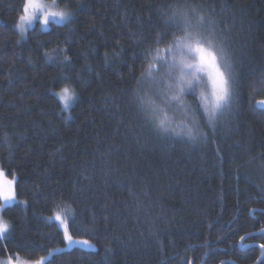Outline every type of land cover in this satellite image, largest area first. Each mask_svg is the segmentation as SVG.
Here are the masks:
<instances>
[{
	"label": "trees",
	"instance_id": "1",
	"mask_svg": "<svg viewBox=\"0 0 264 264\" xmlns=\"http://www.w3.org/2000/svg\"><path fill=\"white\" fill-rule=\"evenodd\" d=\"M20 2L0 0V166L18 175V199L27 201L1 213L13 243L28 245L21 259L46 256L32 251L43 246L64 249L48 255L51 264H202L200 256L203 264L256 263L261 250L252 245L264 234L247 236L264 227V107L255 106L264 89L247 84L264 72V0H207L247 80L232 123L199 146L150 139L122 123L124 104L115 107L139 75L163 0H69L71 24L35 26L23 37L14 27ZM60 48L71 64L60 66ZM51 49L57 59L48 61ZM66 83L77 92L67 111L55 95ZM53 200L72 206L74 239L91 247L53 238L56 222L44 219ZM145 216L155 236L137 224ZM230 223L236 231L217 240ZM239 235L249 247L229 248ZM205 237L225 251L204 255Z\"/></svg>",
	"mask_w": 264,
	"mask_h": 264
},
{
	"label": "snow or ice",
	"instance_id": "2",
	"mask_svg": "<svg viewBox=\"0 0 264 264\" xmlns=\"http://www.w3.org/2000/svg\"><path fill=\"white\" fill-rule=\"evenodd\" d=\"M156 14L158 25L152 34L154 39L144 50L139 75L132 73L134 85L124 92L125 99L115 103L117 109L121 104L128 109V120L122 123L138 124L141 129L150 133V139L164 144L183 143L199 146L215 143L213 138L218 131L232 123L242 102L247 80L239 71L240 62L230 48L227 34L219 26L215 7H210L207 0H163L156 6ZM16 15L14 27L23 37L37 19L45 26L50 22L71 24L74 10L69 7V0H21ZM19 42L17 40V43ZM117 45L119 46V42ZM56 51L57 49H51L45 51L43 55L46 60L53 61L57 59L54 55ZM59 52L63 57L59 62L61 67L66 63H72L65 49L60 48ZM247 86L254 91L257 88L264 89V72ZM55 95L63 110L67 111L77 92L71 83H66L55 92ZM189 96L192 98L191 103L186 99ZM255 106L264 107V100L258 101ZM165 109L172 112L179 110L184 118L173 121ZM3 140L8 142L7 134ZM18 186V175L0 166V213L12 205H27L26 200L18 199ZM3 217L0 215V253H4L5 258L0 259V264H28L19 255L20 251L28 250V245L13 243V224ZM44 219L56 222L54 227L57 231L53 238L61 235L66 247L72 248L77 245L91 247L88 240L74 239L75 217L71 205L56 203L53 200L51 215L45 216ZM137 224L149 227L152 220L147 216L143 220L137 218ZM235 231L230 223L227 232L217 236V240L223 241L227 238L228 232ZM259 232L264 234V227L260 228ZM149 234L155 236L156 232L151 231L149 227ZM245 239V235H239L238 240L229 248L235 247V244H239L240 248L249 247L240 243ZM204 246V255L225 251L209 247L207 237ZM190 247L194 248L195 245ZM258 247L264 252V242ZM11 249L16 251L13 252ZM45 250L49 255L64 251L63 248L45 249L43 246L32 249ZM199 259L203 264L204 256H200ZM30 264L51 262L47 256L40 255ZM182 264H194V260L182 257ZM218 264H224V261L220 260Z\"/></svg>",
	"mask_w": 264,
	"mask_h": 264
},
{
	"label": "rangeland",
	"instance_id": "3",
	"mask_svg": "<svg viewBox=\"0 0 264 264\" xmlns=\"http://www.w3.org/2000/svg\"><path fill=\"white\" fill-rule=\"evenodd\" d=\"M65 23V22H64ZM58 24H62V23H55V22H50L48 25H42L39 20H35L32 27L31 28H34L35 26H38L40 29L42 30H47L48 28H50L52 25H58ZM31 28H28L27 30L31 29ZM26 30V32H27ZM1 215V213H0ZM49 253L46 255L48 257ZM25 261V260H24ZM25 262H28V264H30L31 261H25Z\"/></svg>",
	"mask_w": 264,
	"mask_h": 264
},
{
	"label": "water",
	"instance_id": "4",
	"mask_svg": "<svg viewBox=\"0 0 264 264\" xmlns=\"http://www.w3.org/2000/svg\"><path fill=\"white\" fill-rule=\"evenodd\" d=\"M250 215H251V213H250ZM259 235H262V234H260V232L259 231H257V233H253V234H251V235H248L247 237H257V236H259ZM246 240V239H245ZM244 241H242V242H240V243H243ZM252 246H254L255 248H257V249H259V247H258V245H252ZM239 248H240V245H239ZM241 249H243V248H241ZM245 249V248H244ZM264 259V252H262V254H261V256L258 258V260H257V262L256 263H254V264H260L261 263V260H263ZM225 263L226 264H233L232 262H228V261H225ZM224 263V264H225Z\"/></svg>",
	"mask_w": 264,
	"mask_h": 264
},
{
	"label": "clouds",
	"instance_id": "5",
	"mask_svg": "<svg viewBox=\"0 0 264 264\" xmlns=\"http://www.w3.org/2000/svg\"><path fill=\"white\" fill-rule=\"evenodd\" d=\"M4 220H7V218L3 217Z\"/></svg>",
	"mask_w": 264,
	"mask_h": 264
}]
</instances>
